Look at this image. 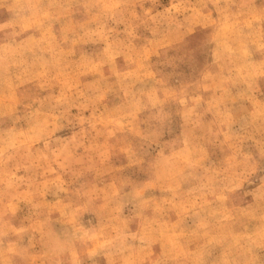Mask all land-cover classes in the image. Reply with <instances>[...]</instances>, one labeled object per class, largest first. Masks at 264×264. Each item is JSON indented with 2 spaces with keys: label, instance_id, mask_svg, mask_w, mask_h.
I'll return each instance as SVG.
<instances>
[{
  "label": "rangeland",
  "instance_id": "rangeland-1",
  "mask_svg": "<svg viewBox=\"0 0 264 264\" xmlns=\"http://www.w3.org/2000/svg\"><path fill=\"white\" fill-rule=\"evenodd\" d=\"M0 264H264V0H0Z\"/></svg>",
  "mask_w": 264,
  "mask_h": 264
}]
</instances>
